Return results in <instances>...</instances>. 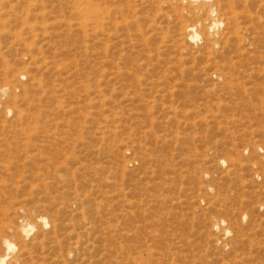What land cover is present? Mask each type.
<instances>
[{"label": "rangeland", "instance_id": "obj_1", "mask_svg": "<svg viewBox=\"0 0 264 264\" xmlns=\"http://www.w3.org/2000/svg\"><path fill=\"white\" fill-rule=\"evenodd\" d=\"M94 1L98 28L84 0H0L10 257L44 216L32 264H264V0H214L213 50L173 0Z\"/></svg>", "mask_w": 264, "mask_h": 264}, {"label": "bare ground", "instance_id": "obj_2", "mask_svg": "<svg viewBox=\"0 0 264 264\" xmlns=\"http://www.w3.org/2000/svg\"><path fill=\"white\" fill-rule=\"evenodd\" d=\"M84 1H85L84 6H81L79 9L77 8L78 6L76 7L78 9V12L81 14H84V15L90 14L88 16V18L91 22V25L95 26L96 28L102 27V25H103L102 18L103 17H101L99 15L100 11H98L100 8L98 9L95 6L94 0H84ZM182 1H186V2H188V4L186 6H183L181 4ZM173 2L176 4L177 13H178V15L182 21H183V18L192 19V21L190 23L184 24V29L186 30V35H187L188 39L190 41H196L199 37H201V34H203L205 36V37H203L205 39V45L208 47L210 46L211 50H213L214 45L217 44V41L214 39L216 36L213 37L214 36L213 31L215 29H217L222 24V21L219 17V13H218L219 8L215 4L214 0H173ZM171 5H172V3H171ZM102 12H104V11H102ZM228 14H229V12H228ZM85 17H87V16H84L83 20ZM144 47H145V45H144ZM216 75L218 77L220 76V78H222V79H225V80L228 79V77L225 76V74H216ZM10 88H12V86L10 84L8 86H3L0 88V91L3 94V96L7 93L10 94V92H8L9 90H11ZM228 89L230 90L229 87H228ZM6 111H8V112L11 111V108H8ZM47 223H48V221H47L46 217L40 216L36 219V222H34V223H31L28 220V221H22L20 223L19 227H16V228L8 227V226L6 227L7 230L13 229L15 234L21 238V241H20L21 244L19 246L20 252L17 255H15L14 257L12 256L13 259H10L11 260L10 264H28V263L32 264V263H34L32 261L31 254L27 249L26 243L23 242L22 237L28 236L30 231L34 228L38 229L37 230V237L38 238H39V236H44L45 234L43 232V226L46 225ZM215 224L218 226L219 222H216ZM56 230L57 229L55 227L54 231H56ZM228 231L229 230H227V229H223V232L225 234H228ZM55 239H56V237H55ZM37 241H39V240H37ZM37 241H32L30 244V247L31 248H38V247L43 245V241H39V242H37ZM80 243H81V241H76L75 247L80 245ZM15 248H16L15 243L13 241H11L7 236L0 234V264H7L8 259L12 258V257H10V253L12 251H14Z\"/></svg>", "mask_w": 264, "mask_h": 264}]
</instances>
